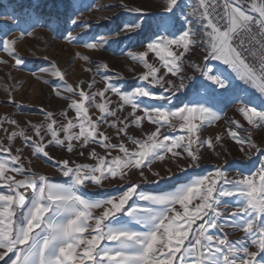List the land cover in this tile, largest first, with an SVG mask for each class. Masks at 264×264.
Segmentation results:
<instances>
[{
	"label": "snow or ice",
	"instance_id": "snow-or-ice-1",
	"mask_svg": "<svg viewBox=\"0 0 264 264\" xmlns=\"http://www.w3.org/2000/svg\"><path fill=\"white\" fill-rule=\"evenodd\" d=\"M245 3L196 0L189 6L187 0H167L164 12L152 16L122 2L120 7L133 18L113 34L143 37L139 46L144 50L129 52L144 69L133 89L112 83L108 63H94L87 54L76 58L92 65L85 72L95 68L90 81L69 84L55 64L42 69L58 78L54 95L67 104L60 112L42 108L43 121H28L23 128L15 118H0L8 141L0 140V261L8 257L5 264H264V167L255 174L237 169L231 179L225 168L217 167L170 189L142 187L171 180L170 168L167 177L153 171L157 161L187 160L188 168H199L201 149L215 151L222 140L220 135L202 134L221 119L225 108L240 104L241 119L250 126H264V108L252 101L257 90L264 94V3ZM51 7L54 11L46 18L34 9L19 14L14 10L11 20L15 27L33 28L44 20L69 43L89 50L104 48V35L88 41L73 35L70 29L90 27L78 24L81 13L75 0ZM3 15L8 17L7 12ZM12 30L0 35V50L24 70L25 61L16 54L18 41L7 38ZM24 35L31 31L21 29ZM197 51L203 55L193 63ZM97 75L105 81L102 89L95 87ZM144 98L157 103L145 104ZM91 109L99 113L95 119ZM233 123L236 130L229 129L227 135L241 151L247 145L264 156L251 139L239 135L240 121ZM10 127L18 131L10 132ZM17 138L65 179L54 181L34 172L31 160L26 168L22 148L13 152ZM53 148L69 155L55 158L50 154ZM188 168L180 166V171ZM149 172L156 179L150 180ZM130 174L141 182L128 183ZM106 182L124 183L121 190L110 192L104 188ZM93 186L101 191L88 192ZM226 228L244 236L230 240L234 233ZM251 246L257 251H250Z\"/></svg>",
	"mask_w": 264,
	"mask_h": 264
},
{
	"label": "rangeland",
	"instance_id": "rangeland-1",
	"mask_svg": "<svg viewBox=\"0 0 264 264\" xmlns=\"http://www.w3.org/2000/svg\"><path fill=\"white\" fill-rule=\"evenodd\" d=\"M63 2L64 0H0V35L8 29H13L9 32L7 38L18 41L15 46L16 54L25 61V65L21 66L24 70H19L15 65V61L6 52L0 50V118L5 116L15 118L21 128L25 127L28 121L33 124H40L43 121V116L40 112L42 108L60 112L66 107L67 101L54 95L53 86L59 84L58 78L49 75L42 69L49 67L51 64L57 65L61 71L65 72L67 82L73 85L79 83L82 79L87 81L92 79L95 68H93V73L85 72V68L92 65L85 64V62L76 58L78 53L89 55L94 63H108L109 69L113 74L111 82L120 86L122 90L133 89L137 85L144 69L142 65L131 60L129 52L144 50L142 46H139L143 37L129 39L123 33L118 36L113 34L119 31L124 22L133 18L120 5L122 2H126L131 7L144 9L146 13L152 16H159L164 12L167 4V0H75V6L81 13L78 18V24H87L90 27L83 29L76 27L70 30H72L73 35L77 39L83 41L104 35L107 43L104 48L97 50H89L82 45L69 43L60 31L49 30L44 20L35 25L34 28L31 25L15 27L16 21L11 20L14 10L16 14H19L21 11L34 9L42 17L46 18L50 12L54 11L51 7L52 5H59ZM187 3L191 6L196 3V0H187ZM250 3L259 5L263 3V0H246L245 7H248ZM5 12L8 13L7 18L3 15ZM21 29H28L31 31V35L21 36ZM202 55L201 52L197 51L193 55L191 62L198 63L199 57ZM157 66H159V62H157ZM201 66L203 67V65ZM221 67L223 68L224 66ZM101 71L103 72V70ZM189 75L198 77L200 73L193 74L189 71ZM95 78L97 81L95 87L102 89L105 86V81L98 75ZM44 81H49L50 83H45ZM249 94H251V87L249 88ZM262 97H264V94H260L258 90L255 94H252V101L257 108H264ZM9 99H12L13 103H7ZM112 99L117 98L112 95ZM143 102L148 105L157 103L156 101H150L148 98H144ZM16 105H20V107H16ZM240 107L241 105L237 104L225 108L221 119L203 132V138L220 135L222 140L216 146L215 151L206 147L201 149L202 157L199 168H188L189 161L187 160L171 161L166 158L163 162L157 161L153 164V171H159L162 176L167 177L169 175L167 169L170 168L172 178L171 180H162L159 185L142 183L143 189L145 191L170 189L188 177L204 175L214 171L217 167L225 168L230 179L237 176V169H243L245 172L255 174L261 167H264V156L259 155L247 145H244L246 151L242 152V146L235 143L227 135L229 129L236 130L233 121H240L242 128L239 130V135L242 138L251 139L261 151H264V126L254 127L248 125L239 115L238 110ZM90 115L95 119L99 113L95 109H91ZM172 123L179 125L181 122L173 120ZM152 127V125H146V129ZM9 130L11 132L17 129L10 127ZM131 131L133 134H138L136 129ZM178 131L179 127L177 128ZM20 139H16L15 142L20 143L22 140ZM0 140H3L5 144L8 143L2 128H0ZM17 147L23 148L20 145ZM98 151L102 150L98 149ZM55 152L56 150L54 149ZM116 154L115 152L113 153V155ZM67 155L69 154L59 150L60 157ZM75 159L83 161L84 157H75ZM28 160L32 161L31 168L34 172L49 177H62L60 173H52L49 168L41 163L38 164L34 158L30 157ZM180 166L188 168V171L182 173ZM146 174L150 180L156 179L150 172ZM17 178L19 179L20 177L17 175ZM127 182L139 183L141 179L135 174H130ZM122 183L124 182H113L111 184L106 182L104 188L110 192L121 190L120 185ZM87 191L96 193L101 190L93 186ZM225 231L234 233L229 236V239L233 241L240 240L244 236L242 231H235L232 228H226ZM250 251H257V249L255 246H251ZM7 260L8 257L5 258V261ZM5 261H0V264H5Z\"/></svg>",
	"mask_w": 264,
	"mask_h": 264
},
{
	"label": "crops",
	"instance_id": "crops-1",
	"mask_svg": "<svg viewBox=\"0 0 264 264\" xmlns=\"http://www.w3.org/2000/svg\"><path fill=\"white\" fill-rule=\"evenodd\" d=\"M17 139H19V138H17ZM20 140H21V139H20ZM14 145H15V146H14L13 152H15V149L18 148V147H17L18 145L23 146V141L21 140L20 143L16 141V142H14ZM54 149L56 150L55 153H54ZM57 150H58V151H57ZM31 151H32L31 149L26 148V147H24V146H23V148H22V155H23V156H22V159H24V163H25V167H26V168L29 167V165H28V163H27L28 159H29L30 157H32V158L35 159V161H37L38 164L41 163L43 166L49 168V169L51 170L52 173L57 172V171L55 170L54 167L50 166V163H49V162H45V160H43V159H38V158L32 156V155H31ZM51 151H52V152H51L50 154H51L53 157H55V158H60V156H59V149H57V148H53ZM49 169H47V170H49ZM57 173H59V172H57ZM50 178L53 179L54 181H62V180L65 179L64 177H60V176H58V178H55V177H52V176H51Z\"/></svg>",
	"mask_w": 264,
	"mask_h": 264
},
{
	"label": "water",
	"instance_id": "water-1",
	"mask_svg": "<svg viewBox=\"0 0 264 264\" xmlns=\"http://www.w3.org/2000/svg\"><path fill=\"white\" fill-rule=\"evenodd\" d=\"M263 3H264V1H263Z\"/></svg>",
	"mask_w": 264,
	"mask_h": 264
},
{
	"label": "bare ground",
	"instance_id": "bare-ground-1",
	"mask_svg": "<svg viewBox=\"0 0 264 264\" xmlns=\"http://www.w3.org/2000/svg\"><path fill=\"white\" fill-rule=\"evenodd\" d=\"M264 1V0H263Z\"/></svg>",
	"mask_w": 264,
	"mask_h": 264
}]
</instances>
